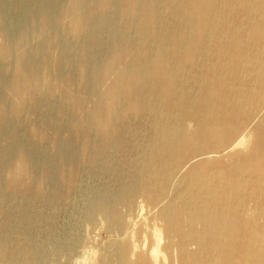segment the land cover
Returning <instances> with one entry per match:
<instances>
[{
	"label": "bare ground",
	"instance_id": "6f19581e",
	"mask_svg": "<svg viewBox=\"0 0 264 264\" xmlns=\"http://www.w3.org/2000/svg\"><path fill=\"white\" fill-rule=\"evenodd\" d=\"M56 4L15 24L0 10V212L7 195L42 200L70 165L68 152L47 163L13 148L29 109L41 122L54 112V125L79 118L68 132L100 169L97 145L134 149L122 129L143 121L151 138L132 180L94 198L85 219L120 238L126 214H155L131 234L139 244L114 237L102 264H165L170 253L176 264H264V0ZM52 143L41 134L40 146ZM41 248L27 258L40 261Z\"/></svg>",
	"mask_w": 264,
	"mask_h": 264
},
{
	"label": "rangeland",
	"instance_id": "374dc122",
	"mask_svg": "<svg viewBox=\"0 0 264 264\" xmlns=\"http://www.w3.org/2000/svg\"><path fill=\"white\" fill-rule=\"evenodd\" d=\"M57 2L58 0H2L0 10L3 14L11 15L14 23L18 19L26 21L25 18L28 12L51 9L57 6ZM7 77L8 76L5 75L4 78ZM111 80L112 78L110 81ZM110 81L108 83H110ZM104 88L102 87V90ZM193 88L195 87H191L192 93L195 90ZM95 100V97L91 95L88 102V106H91L90 108L95 104ZM56 115L54 112L48 111L46 118L44 117L46 121L41 122L40 119L42 116L40 113L34 109H29L27 111L28 120L21 129L23 131L20 130V135L23 136L22 141L13 145V148L18 145L19 148H24L25 152H27L26 154H28L31 159H42L47 163L53 162L56 157H59V154L61 155L68 152L70 154V165L68 163L66 177L58 183L59 188L55 189L53 186L55 184L54 182L58 181L59 178L53 174L50 178L53 183L45 184V186L42 187L44 191V198L42 200L34 199L32 202L31 198H29L30 196L27 199L20 198L18 195L6 196V199L3 201V211L0 212V241L6 248L5 255L7 257H3L4 260H0V264H102L103 262L101 261L107 258L106 251L110 242L123 237L121 239H123V241H129L130 244L132 243V247L133 243L139 244L138 239L133 238L135 239L133 240L131 238L132 235L137 230L142 229L143 225H145L149 219L153 218L155 214V212H151L150 215H148L150 217L149 219H147V217L146 220H141L139 213H135L138 212V209H135L136 211L134 210L132 216L129 217V215L126 214V209L120 207V210L122 209V214H126H124L125 220L128 221L126 225L130 227L129 229L127 227V229L124 230L125 232H119V235L122 233L120 238L118 236L116 237L113 232H108V228L103 225L104 223L100 217L96 216V218H94L93 221H100L97 223L92 222L94 225L88 223L85 219L89 204L94 198L96 199L102 193H107L108 196L111 195L115 197L114 193L117 192V196L120 186L122 184H128L132 180L131 177L134 175L133 173L135 171L132 169L135 168L133 161L138 158L142 150L146 149L149 138H151V131L148 127L149 124H145L143 121L134 122L132 128L130 127L129 129V127L127 128L125 125V130L122 129V131H125L123 133L124 138L129 140L134 149H129L128 151L122 148V150H119L120 152L113 154V152L97 145L99 147L97 150L99 154L98 157H102V161L104 162L103 169H105L103 171V169H100L102 167L100 164H91L90 159L92 156H89L90 152L88 153V149L84 151L82 147L84 140H74L71 138V133H69L70 125L79 118L73 116L71 120L72 116H68L70 119L65 116L62 121L54 125L51 121ZM64 120L65 125H62L64 124ZM128 126H130V124H128ZM24 130H26V132ZM86 131L87 130L83 132L84 136H82V138L87 136ZM43 133L53 138V143L51 146H48L49 148L39 145L40 136ZM93 142L92 140H88L89 146L93 145ZM12 152L14 154V150L11 151L10 156H13ZM103 153L106 154V157ZM124 154L127 156L125 157ZM226 155V152L223 153L220 155L221 157L219 159L225 158ZM136 169H138L137 166ZM27 184L31 189H34L35 183L28 181ZM105 190L106 192H104ZM109 191L111 193H109ZM53 192H55L56 195ZM136 203H140V200ZM137 205L138 204L135 205V208L138 207ZM135 216L136 219L134 220ZM138 219L141 220V222ZM132 226L134 227L132 228ZM103 227H106V230ZM153 232L154 231L151 230L144 231V235H147H145L144 238L148 237ZM23 233L27 234L26 237H28V240H26V237L22 239L21 235ZM149 237L152 238L153 236ZM151 238L148 239L150 240ZM163 244L164 242H162V245ZM40 247H42L41 251L43 252L40 251L42 256L40 261L27 258L26 252L29 248L37 250ZM44 252H46V254ZM170 254H172L171 256H173L174 261H176V254ZM170 254L164 263L176 264L173 258L170 257Z\"/></svg>",
	"mask_w": 264,
	"mask_h": 264
}]
</instances>
